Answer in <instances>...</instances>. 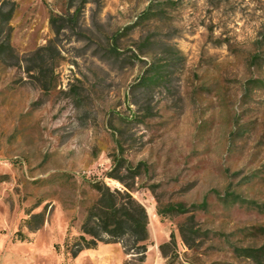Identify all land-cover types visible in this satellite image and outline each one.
Listing matches in <instances>:
<instances>
[{"label":"rangeland","instance_id":"1","mask_svg":"<svg viewBox=\"0 0 264 264\" xmlns=\"http://www.w3.org/2000/svg\"><path fill=\"white\" fill-rule=\"evenodd\" d=\"M116 171L159 264H264V0H0V264H90Z\"/></svg>","mask_w":264,"mask_h":264},{"label":"trees","instance_id":"2","mask_svg":"<svg viewBox=\"0 0 264 264\" xmlns=\"http://www.w3.org/2000/svg\"><path fill=\"white\" fill-rule=\"evenodd\" d=\"M125 170L133 173V169L127 165ZM132 175V174H131ZM134 176V175H132ZM108 177L116 179L123 184L124 189L111 190L101 181H94L91 187L98 194L97 199L86 209L85 218L81 224V234L73 243L72 256H76L84 249H93L97 243H120L125 254L137 257L136 261L141 262L147 251L148 217L145 208L131 195V185L116 173H108ZM185 208L180 204L167 205L157 211L162 217L173 213H184ZM36 220L32 230H36L43 224V214L37 213L27 219ZM88 236V239L85 237ZM170 244L174 243V235L170 234ZM168 244L160 245V249Z\"/></svg>","mask_w":264,"mask_h":264},{"label":"crops","instance_id":"3","mask_svg":"<svg viewBox=\"0 0 264 264\" xmlns=\"http://www.w3.org/2000/svg\"><path fill=\"white\" fill-rule=\"evenodd\" d=\"M153 251L149 248L146 251V264H159L158 260L154 259ZM82 258H87L90 264H104L107 261H112L117 264L119 261V252L117 245L105 243L97 246L94 249H85L82 251ZM122 258V257H121ZM122 260V259H120Z\"/></svg>","mask_w":264,"mask_h":264}]
</instances>
